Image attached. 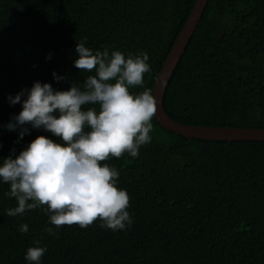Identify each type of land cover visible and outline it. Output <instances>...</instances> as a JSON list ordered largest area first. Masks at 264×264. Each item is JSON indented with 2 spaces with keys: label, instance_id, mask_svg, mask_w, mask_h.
Segmentation results:
<instances>
[{
  "label": "trees",
  "instance_id": "trees-1",
  "mask_svg": "<svg viewBox=\"0 0 264 264\" xmlns=\"http://www.w3.org/2000/svg\"><path fill=\"white\" fill-rule=\"evenodd\" d=\"M194 0H0V126L21 110L8 97L33 82L67 90L90 74L74 67L76 43L96 51L145 52L153 89L162 62ZM50 57V58H48ZM65 79L57 81L52 73ZM24 99V97H21ZM173 120L188 125L264 129V0H207L162 97ZM151 142L137 157L101 164L119 172L132 223L97 220L54 228L41 209L10 217L16 200L0 182V264H29L40 239V264H264V141H210L176 134L152 119ZM29 134L0 127V158L15 156ZM46 207V206H44ZM28 232L22 233L20 225Z\"/></svg>",
  "mask_w": 264,
  "mask_h": 264
},
{
  "label": "clouds",
  "instance_id": "clouds-1",
  "mask_svg": "<svg viewBox=\"0 0 264 264\" xmlns=\"http://www.w3.org/2000/svg\"><path fill=\"white\" fill-rule=\"evenodd\" d=\"M86 41L84 37L76 43L73 64L94 74L82 84L72 81L67 90L33 82L30 89L8 97L10 105L19 103L21 110L0 126L18 132L19 138L29 134V128L57 138L37 136L17 155L0 158V182L9 185L4 195L16 200L6 214L23 216L39 208L53 226L44 231L52 235L63 225L86 228L100 220L102 228L116 231L132 223L126 210L129 195L117 187L118 170L101 162L125 153L137 157L139 148L151 142L158 111L151 88L131 91L143 88L144 75L151 71L147 53L126 55L107 47L94 51ZM52 75L57 81L65 79ZM20 231L27 233L28 226L20 225ZM33 243L25 260L40 264L47 248L40 246V239Z\"/></svg>",
  "mask_w": 264,
  "mask_h": 264
},
{
  "label": "water",
  "instance_id": "water-1",
  "mask_svg": "<svg viewBox=\"0 0 264 264\" xmlns=\"http://www.w3.org/2000/svg\"><path fill=\"white\" fill-rule=\"evenodd\" d=\"M207 0H194L193 6L175 38L170 51L162 62L158 75L153 82V94L157 100L158 111L154 116L160 126L184 137L210 141L255 140L264 141L263 128H238L188 125L173 120L162 107V97L167 81L180 58L193 30L200 19Z\"/></svg>",
  "mask_w": 264,
  "mask_h": 264
}]
</instances>
